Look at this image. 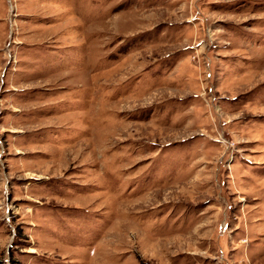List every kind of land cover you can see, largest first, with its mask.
Here are the masks:
<instances>
[{
    "label": "rangeland",
    "instance_id": "1",
    "mask_svg": "<svg viewBox=\"0 0 264 264\" xmlns=\"http://www.w3.org/2000/svg\"><path fill=\"white\" fill-rule=\"evenodd\" d=\"M0 264H264V0H0Z\"/></svg>",
    "mask_w": 264,
    "mask_h": 264
}]
</instances>
